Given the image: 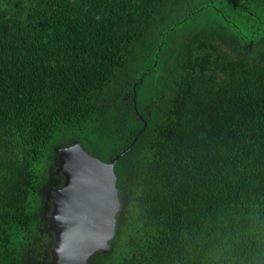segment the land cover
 Listing matches in <instances>:
<instances>
[{
    "label": "trees",
    "instance_id": "trees-1",
    "mask_svg": "<svg viewBox=\"0 0 264 264\" xmlns=\"http://www.w3.org/2000/svg\"><path fill=\"white\" fill-rule=\"evenodd\" d=\"M142 127L87 263L264 264V0H0V264H49L59 148Z\"/></svg>",
    "mask_w": 264,
    "mask_h": 264
},
{
    "label": "water",
    "instance_id": "water-1",
    "mask_svg": "<svg viewBox=\"0 0 264 264\" xmlns=\"http://www.w3.org/2000/svg\"><path fill=\"white\" fill-rule=\"evenodd\" d=\"M133 107L137 112L135 102ZM142 129L108 162L87 153L78 142L58 149L57 172L64 179L60 187L46 190L52 202L48 228L55 237L49 264H88L87 258L95 251L109 250L120 210L114 165Z\"/></svg>",
    "mask_w": 264,
    "mask_h": 264
},
{
    "label": "clouds",
    "instance_id": "clouds-1",
    "mask_svg": "<svg viewBox=\"0 0 264 264\" xmlns=\"http://www.w3.org/2000/svg\"><path fill=\"white\" fill-rule=\"evenodd\" d=\"M63 147H64V146H63ZM58 154H59V153H58ZM58 160H59V159H58ZM58 166H59V163H58ZM58 166H57V167H58ZM56 170H57V169H56Z\"/></svg>",
    "mask_w": 264,
    "mask_h": 264
}]
</instances>
